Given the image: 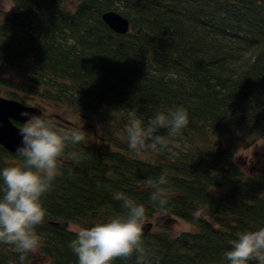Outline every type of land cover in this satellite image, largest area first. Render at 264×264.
<instances>
[{
  "label": "trees",
  "instance_id": "obj_1",
  "mask_svg": "<svg viewBox=\"0 0 264 264\" xmlns=\"http://www.w3.org/2000/svg\"><path fill=\"white\" fill-rule=\"evenodd\" d=\"M10 1L13 10L0 16V95L40 108V101L60 104L103 127L100 142L77 146L87 159L65 158L63 175L42 197L41 245L24 264H36L34 254L78 264L69 245L79 229L70 224L124 215L118 191L144 204L146 217L165 213L195 225L144 233L158 264H229L230 241L264 227V164L250 168L236 156L264 135V0ZM105 10L125 16L127 31L110 29L100 18ZM177 107L189 124L166 151L129 149L130 118L147 122ZM21 162L0 145V170ZM163 173L171 196L160 208L145 182ZM14 261L18 254L0 244V264ZM114 264H135V256Z\"/></svg>",
  "mask_w": 264,
  "mask_h": 264
},
{
  "label": "clouds",
  "instance_id": "obj_2",
  "mask_svg": "<svg viewBox=\"0 0 264 264\" xmlns=\"http://www.w3.org/2000/svg\"><path fill=\"white\" fill-rule=\"evenodd\" d=\"M74 99H78V93ZM21 115L29 117L19 128L22 139L16 151L22 162L0 170V244L10 246L18 254L19 264H24L27 255L41 245L36 228L45 222L47 215L42 197L63 175L65 158L73 163L87 159L77 146L88 142V133L83 129H60L52 119L28 112ZM188 124L189 115L183 107L167 113L156 111L147 122L132 117L125 129L128 147L137 154L164 152L169 138L178 137ZM161 130L166 134H161ZM67 171L70 175L71 168ZM168 183L166 173L145 182V187L151 190V202L160 208L168 204L171 196ZM113 199L121 202L125 214L79 229L69 245L78 257V264H114L117 259L128 260L133 256L135 264H158L155 253L145 244V205L120 191L113 193ZM193 215L200 218L202 211ZM230 244L224 253L229 264H264V227L243 231Z\"/></svg>",
  "mask_w": 264,
  "mask_h": 264
},
{
  "label": "rangeland",
  "instance_id": "obj_3",
  "mask_svg": "<svg viewBox=\"0 0 264 264\" xmlns=\"http://www.w3.org/2000/svg\"><path fill=\"white\" fill-rule=\"evenodd\" d=\"M13 10V5L10 0H0V16H3ZM43 106V114L41 118H50L58 120L62 124L69 123L73 127L83 129L88 133L89 139H94L98 142L101 140L102 125L94 116L81 115L78 112L72 111L60 104L40 101ZM238 161L244 166L250 168L264 164V135L258 137L251 145L246 148L236 151ZM146 220L152 222L151 228L166 226L169 233H176L181 230H193L195 225L192 222L186 221L174 215L165 213H156L152 217H146ZM72 229H80L75 224H70ZM34 262L36 264H49V261L41 255L34 254Z\"/></svg>",
  "mask_w": 264,
  "mask_h": 264
},
{
  "label": "water",
  "instance_id": "obj_4",
  "mask_svg": "<svg viewBox=\"0 0 264 264\" xmlns=\"http://www.w3.org/2000/svg\"><path fill=\"white\" fill-rule=\"evenodd\" d=\"M102 21L113 31L124 33L128 29V20L125 16L115 10H105L100 14ZM28 112L30 115L39 116L41 108L38 105L26 104L13 98H7L0 95V145L10 152H17L21 145V136L19 128L14 121L22 124L29 117L22 116L21 113ZM152 222L146 220L144 233L149 231Z\"/></svg>",
  "mask_w": 264,
  "mask_h": 264
},
{
  "label": "flooded vegetation",
  "instance_id": "obj_5",
  "mask_svg": "<svg viewBox=\"0 0 264 264\" xmlns=\"http://www.w3.org/2000/svg\"><path fill=\"white\" fill-rule=\"evenodd\" d=\"M43 114V106L41 105V115ZM40 117V116H39ZM15 124H17V125H23L24 123H22V124H20V123H18V122H14Z\"/></svg>",
  "mask_w": 264,
  "mask_h": 264
}]
</instances>
